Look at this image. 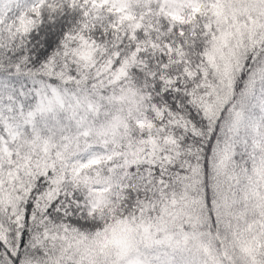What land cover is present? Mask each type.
<instances>
[{
  "label": "snow or ice",
  "instance_id": "1",
  "mask_svg": "<svg viewBox=\"0 0 264 264\" xmlns=\"http://www.w3.org/2000/svg\"><path fill=\"white\" fill-rule=\"evenodd\" d=\"M0 264H264V0H0Z\"/></svg>",
  "mask_w": 264,
  "mask_h": 264
}]
</instances>
